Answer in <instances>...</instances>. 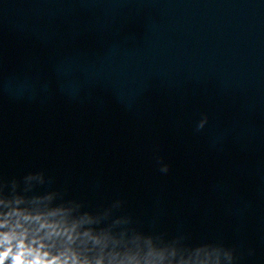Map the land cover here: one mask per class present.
<instances>
[{
    "label": "clouds",
    "instance_id": "clouds-1",
    "mask_svg": "<svg viewBox=\"0 0 264 264\" xmlns=\"http://www.w3.org/2000/svg\"><path fill=\"white\" fill-rule=\"evenodd\" d=\"M51 182L43 171L0 178V264H235V248L133 227L121 200L86 209L62 190L36 191Z\"/></svg>",
    "mask_w": 264,
    "mask_h": 264
}]
</instances>
